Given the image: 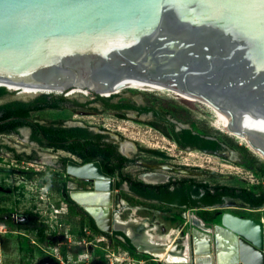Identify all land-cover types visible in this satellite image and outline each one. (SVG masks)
Instances as JSON below:
<instances>
[{"label":"water","instance_id":"95a60500","mask_svg":"<svg viewBox=\"0 0 264 264\" xmlns=\"http://www.w3.org/2000/svg\"><path fill=\"white\" fill-rule=\"evenodd\" d=\"M123 82L216 105L238 127L230 131L264 156V0H0V87L109 97L100 91ZM66 173L95 178L94 189L73 188L70 199L99 230H118L144 252L116 225L125 205L100 163L68 161ZM243 220L224 212L205 229L194 219L189 254L178 248L186 258L160 264H264L262 222Z\"/></svg>","mask_w":264,"mask_h":264},{"label":"rangeland","instance_id":"374dc122","mask_svg":"<svg viewBox=\"0 0 264 264\" xmlns=\"http://www.w3.org/2000/svg\"><path fill=\"white\" fill-rule=\"evenodd\" d=\"M7 89L9 91L19 90V97H25L27 94L30 96L40 94L38 93L39 90L25 92L20 88ZM113 91H118V93L112 94L119 95L117 99L135 104L142 102L154 106L161 116L167 120H159L149 115L135 119L129 114H117L97 104L76 107L72 103L33 112L31 117L49 125L61 126L77 122L106 130L122 138L135 141L141 145L143 151L164 153L168 159L165 163L175 167L191 169L195 172V179L198 181H205L209 185L246 187L252 189L255 193H264V161L226 133L218 124L214 113L204 102L186 97L172 90L168 92L139 91L121 87ZM47 94L62 95L68 99H78L84 102L95 97L94 94L81 89H73L67 95ZM168 121L175 123L176 126H186L200 135L214 138L225 144L234 153H231V157L224 158L199 150H181L175 145L170 135ZM50 153L54 156L57 155L54 151ZM137 154L140 153L137 152ZM140 155L143 159L155 160V157L146 153ZM19 165L33 169L32 178L27 176L28 170L25 168L18 171L0 170V217L4 209L11 212L30 211L36 213L40 219L44 220L46 232L50 233V243H39L41 248L48 251L50 255L55 256L65 264H81L83 261L89 262L93 257L103 258L104 261L110 259L109 261L112 264H122L123 262L130 264H160L161 260L145 252L135 250L131 255L126 253V249L120 243H116L114 247H106L105 241H98L97 237L89 238L85 247L81 246L78 242V235L82 231L80 225L77 224L75 216H70L74 212L66 209L64 200L55 189L60 188L64 183V179L75 182L78 187L83 185L89 187L91 184L68 175L64 171L52 170L42 160L37 164L30 165L22 162ZM128 171H131L136 179L141 180L137 177L143 171L141 168L134 166ZM162 172L176 178L186 177L185 174L181 173ZM40 173L42 174L40 175ZM152 175H160L162 179L164 178L161 174ZM39 182L42 184L39 185ZM118 192L129 206L140 207L138 213L141 216H146L152 223L156 222L161 225L159 232L162 233H166L170 228H176L177 230L180 229L181 235L187 238L192 226L190 215L199 219L205 228H211L213 224L220 222V216L214 214L216 211L232 212L259 220L264 227V203L259 209L250 210L201 208L188 211L173 205L142 200L127 191ZM145 208H152L154 212H150ZM127 213L128 209L123 210L121 213L123 219L127 217ZM189 221L191 224H189ZM4 228L6 229L5 232L2 231ZM9 230H14V227H7L0 222V264H22L21 258L27 257L22 250V240L17 237L16 233ZM68 239H70V243L66 244L64 241ZM178 248L182 249L183 247L178 245ZM42 252L43 250L39 251V253ZM44 253L48 254L47 252Z\"/></svg>","mask_w":264,"mask_h":264},{"label":"flooded vegetation","instance_id":"af4514ba","mask_svg":"<svg viewBox=\"0 0 264 264\" xmlns=\"http://www.w3.org/2000/svg\"><path fill=\"white\" fill-rule=\"evenodd\" d=\"M19 91V90H18ZM9 91L6 90L4 94L0 95V170H10V171H18L21 168H25L28 170L27 173L32 174L31 168L28 166H21L20 163L24 162L27 164H37L40 160L44 161L48 167L52 170L56 169L59 171H64L66 173V163L68 161H72L77 164H85L92 161H98L100 163L101 169L103 172L107 173L108 175L113 178L114 183V192L120 195L118 191H127L136 197L142 200L154 201L163 205H173L178 208H184L188 211L201 209V208H208V209H225V208H233V209H259L262 204H255L251 200L245 199L242 197L244 195L243 190L251 191L255 194V196H260L263 194L255 193L252 189L246 187H230L232 188V192L234 195L229 194H218L216 191L222 190L221 187L225 185H209L205 181H198L195 179V172L191 169H187L184 167H175L172 165H168L165 163L168 159L166 155L162 152L158 151H143L141 145L132 141L128 138H122L116 134L110 133L109 131L97 129L95 127H91L88 125H84L81 123L73 122L67 125H61L63 127H76L82 129L84 132L88 131L89 134L81 135L79 137L69 138L65 142H63V146H55L53 144V140L44 136L43 133L40 132L39 126H50L49 124L43 123L39 120L33 119L31 117L33 112L40 111L45 108L51 107H44L39 108L37 110H30V116L26 117L25 120L28 122L27 124L22 125L13 112L18 107V102H29L36 98L37 96H30L27 94L25 97H19L20 91ZM87 92V91H86ZM102 95L109 96L107 100L103 99H95L94 97L88 99L86 102L79 101L78 99H74L78 103H86L84 105H77L72 102H65L64 105H69L72 103L76 107H85V106H92L93 104L100 105L102 108L106 110H111L117 114H125L131 115L135 119H139L141 116H151L153 118L159 120H167L166 118H162L161 116H157L156 108L151 105L144 104L142 102L138 103H131L127 101H123L119 98V95H112L118 93V91H100ZM51 99V97L49 98ZM104 101H108L106 104ZM112 104L109 106L108 104ZM121 104V106H116ZM8 105V106H7ZM123 105H133L134 107H126ZM2 106H7L3 108ZM151 108L152 110H147ZM154 110V111H153ZM9 113V117L1 119V117L5 114ZM159 113V112H158ZM159 115H161L159 113ZM174 125V131H180L182 129H189L186 126L181 127L171 121H168V126L170 129V135L175 143V145L180 148L181 150L188 151V150H199L204 153L215 154L222 156L224 158L231 157V153L229 151H233L228 148L222 142L210 138L207 136L200 135L205 139L216 140L219 143L220 148L217 150L209 149L205 146H199L198 144H191L186 143L182 144L177 140L173 131L171 129V125ZM53 126V125H52ZM190 130V129H189ZM191 133H195L191 130ZM97 134V135H96ZM198 134V133H197ZM78 141V146H70L72 143ZM86 141L89 143L86 144ZM24 145V146H22ZM91 146H95L96 149H90ZM105 148V151L101 149ZM109 148V149H108ZM54 151L56 156L52 155L50 152ZM138 153H146L155 157V160L151 161L150 159H143L141 155ZM223 152H228L227 154H220ZM234 152V151H233ZM95 153V155H94ZM94 155V158H92ZM157 158V159H156ZM108 166L109 168H107ZM137 166L141 168L143 171L139 173L137 176L141 180L136 179L131 171L128 169ZM110 170L112 173H110ZM161 171H167L169 173H181L185 174L186 177L176 178L169 174H164ZM42 173H40L41 175ZM117 174H127L128 177L125 180L120 181ZM152 174H161L163 175L162 180H145V176H148L152 179ZM69 175V174H68ZM143 176V177H142ZM32 178V177H31ZM42 178V177H41ZM78 179V178H77ZM81 180V179H80ZM83 182L90 183L89 187L85 185L77 186V184L71 180L64 179V183L60 186V192H58L62 200H64L66 204V209L70 212L71 211L70 205L66 202V198H69V191L71 189H80V190H92L94 189V184L91 181ZM120 181V182H119ZM184 181L185 186V195L181 192V182ZM140 182V183H139ZM197 182H202L207 184V188L210 191L211 196L206 197L204 200L199 198L193 192H190L192 188L196 187ZM42 183L39 182V185ZM139 188L142 189L143 194L139 192ZM190 190V191H189ZM243 195L241 196V194ZM204 194V189L200 188L199 195L202 196ZM236 194V195H235ZM219 197V202H207L206 200L209 198L213 200L214 198ZM117 196H114L113 204H112V212L116 209L117 206ZM122 199V198H121ZM71 200V199H70ZM123 200V199H122ZM186 200L185 203H180L181 201ZM126 202V201H125ZM127 203V202H126ZM253 203V204H252ZM76 204V203H75ZM128 204V203H127ZM77 205V204H76ZM74 206V205H73ZM2 207V206H1ZM80 207V206H79ZM81 208V207H80ZM150 212H154L152 208H145ZM82 214L73 213L70 215L71 217L75 216L77 224L80 225L81 232L78 235V242L81 246L85 247V244L89 241L88 239L91 237H97L98 241H105L106 247H114L116 243H120L125 249L126 253L130 255L135 252V249L132 250L129 248L126 243L125 239L121 234H118V230L112 229L110 232H103L99 230L93 218L83 209L81 208ZM217 212V213H216ZM214 214L221 216L222 213L227 211H216ZM232 213V212H230ZM234 214V213H233ZM237 215V214H235ZM240 216V215H237ZM192 221L197 219L195 217H191ZM245 217V216H240ZM148 218V217H147ZM248 218V217H246ZM90 219L93 225L96 227L97 230L103 232L104 234H100L95 232L92 229ZM199 220V219H197ZM0 222L3 225L9 227H14V230H9L17 234V237L20 238L21 246L23 252L27 255V257L21 258L22 264H65L63 261H59L58 258L55 256L50 255L48 251L41 248L39 243H50V233H47L45 229V222L44 220L40 219V217L36 213H32L30 211H14L11 212L10 210L4 209L2 216L0 217ZM151 222V221H150ZM190 222V221H189ZM154 223V222H153ZM158 224V223H154ZM191 224V222L189 223ZM160 226L158 224V230L160 231ZM204 226V225H203ZM205 227V226H204ZM179 229V228H178ZM210 229V228H205ZM180 230V229H179ZM3 232L6 231L4 228ZM30 234H28V233ZM33 232V233H32ZM39 233L41 236H39ZM124 235V234H123ZM33 236V238H31ZM125 236V235H124ZM39 238H43L40 240ZM67 238V236H66ZM66 244L70 243V239L64 241ZM130 243V242H129ZM87 249V248H85ZM43 250L42 253L39 251ZM47 252L48 254L44 253ZM43 254V255H42ZM150 255V254H148ZM88 260V259H87ZM101 259L98 257H93L89 262L83 261L81 264H112L107 259ZM122 264H130L127 262H123Z\"/></svg>","mask_w":264,"mask_h":264},{"label":"bare ground","instance_id":"6f19581e","mask_svg":"<svg viewBox=\"0 0 264 264\" xmlns=\"http://www.w3.org/2000/svg\"><path fill=\"white\" fill-rule=\"evenodd\" d=\"M4 87L20 88V89H23L25 92L38 91V90L27 88V87H20L18 85H8L7 84V85H4ZM121 87H126V88L139 90V91L156 90V91L168 92L169 90H172V91L178 92L170 87H166V86L154 84V83H145V82H123V83H118V84H112V85L106 86L103 90L113 91ZM185 96L189 98H194L188 95H185ZM200 101L204 102L206 106L214 113V115L217 118L218 124L220 125V127H222V129L226 133L231 135L239 143L243 144L248 150H250L252 153L257 155L264 161V156H262L259 152L252 150L249 144L247 143V141L243 137H239L238 135L230 131L231 130L229 129L230 126L232 125L234 126L235 124L227 117V115L219 107L209 102L203 101V100H200ZM151 176H154V177H151L152 179H150L148 176H145L144 178L145 180H153V179L154 181L162 180L161 178L162 176L160 175H151ZM79 179H82V178H79ZM94 179L95 178H92L91 180H87V179H82V180L93 182ZM122 203L125 205L123 209H121V211H118V212L115 211V214H117L116 215V219H117L116 225H118L119 227H122L129 235L133 236V238L136 241L138 240L140 243L142 242L143 246H139L140 249L144 250L145 253H149L151 256H154L156 259H159L161 261L162 260L178 261V260H183L184 258H186L185 252L179 250L178 245L181 244L182 247H186L187 248L186 253L189 254L190 245H189L188 237L186 238L185 236H182L180 231L177 230L176 228H170L166 233L159 232L158 225H155L154 223L150 222L149 218H147L146 216H141L138 213V211L140 210V207L129 206L124 200H122ZM125 209H128V213H127V217L123 219L121 216V213ZM250 220H252V218H250ZM250 220H243L242 223L248 227L250 226V223H251ZM198 225L203 227V224L202 222L200 223V220H198ZM262 229L264 230L263 226H262ZM177 239L178 241H176ZM162 248H164V250H162Z\"/></svg>","mask_w":264,"mask_h":264},{"label":"trees","instance_id":"16d2710c","mask_svg":"<svg viewBox=\"0 0 264 264\" xmlns=\"http://www.w3.org/2000/svg\"><path fill=\"white\" fill-rule=\"evenodd\" d=\"M6 92V89L4 87H0V95L4 94ZM95 99H103V100H107L109 97H102V96H98V95H94ZM51 97V99H49ZM71 100L66 99V97L62 96V95H50L47 93H42L39 94L36 98H34L33 100L29 101V102H18V107L15 109V112H13V114H15L17 116V118L19 119L20 123L22 125L27 124L28 122H26L25 118L30 116V110H37L39 108H44V107H51V108H57L61 105H63L65 102H70ZM72 102L74 104L77 105H84L86 103H78L75 100H72ZM106 104L108 103V101H104ZM109 106H111L112 104H108ZM8 106V105H7ZM7 106H2L3 108H6ZM116 106H121V104H118ZM126 107H134L133 105H123ZM147 110H152L151 108H148ZM154 111V110H153ZM157 116H161L159 115L158 111H156L155 113ZM9 113H5L1 119L7 118L9 117ZM162 118L165 119V117L161 116ZM40 129V132L44 134V136H46L49 139H52L54 142L53 144L55 146H63V142H65L67 139L69 138H74V137H79L81 135H84V133H86L87 135L89 134L88 131H83L80 128H76V127H72V128H68V127H63V126H56V125H50V126H39L38 127ZM174 125H171V129L173 131V134L175 135V137L177 138V140L179 142H181L182 144H186V143H191L193 144H198L199 146H205L209 149H213V150H217L220 148L219 143L216 140H211V139H205L201 136H199V134L197 133H191V130L189 129H182L180 131H174L173 130ZM97 135V134H96ZM89 143V141H86V144ZM78 141L75 140L74 143H72L70 146H78ZM90 149L95 150L96 147L95 146H91ZM109 149V148H108ZM102 151H105V148L101 149ZM95 155V153H94ZM94 155L92 158H94ZM107 168H109L108 166H106ZM105 168V167H104ZM106 169V168H105ZM107 170V169H106ZM110 173H112L110 170H107ZM27 176L29 178L32 177L31 173H27ZM117 176L119 177L120 181L125 180L128 175L127 174H117ZM119 181V182H120ZM140 183V182H139ZM181 192L183 195H185V186H184V181L181 182ZM200 188L204 189V194L202 196L199 195L200 192ZM222 190L220 191H216V193L218 194H229V195H234L232 192V188L227 187V186H222L221 187ZM58 192H60V188L59 189H55ZM191 190V191H190ZM190 192H193L194 194H196L197 196H199V198L201 199H205L208 196H211L212 194H210L209 189L207 188V184L206 183H202V182H197L196 183V187L190 189ZM244 191V195L243 193L241 194L242 197H244L245 199L251 200L252 202L255 204H262V202L264 201V196L260 195V196H255V194L251 191H247V190H243ZM139 192L141 194H143L142 189L139 188ZM236 195V194H235ZM213 196V195H212ZM215 197V196H213ZM66 202L70 205V209L71 211L74 210L75 213L77 214H82L83 212L81 211V208L76 205L72 200H70L69 198L65 199ZM186 200L181 201L180 203H185ZM207 202H219L220 199L219 197L214 198L213 200H210L209 198L206 200ZM252 203V204H253ZM74 205V206H73ZM91 226L92 229L100 234H104L103 232L99 231L96 229V227L93 225L91 219ZM118 234H121L123 236V238L125 239V243L126 245L131 248L132 250H134V247L129 243V239L123 235L122 232L118 231ZM39 236H41L39 234ZM40 240H43V238H39Z\"/></svg>","mask_w":264,"mask_h":264}]
</instances>
